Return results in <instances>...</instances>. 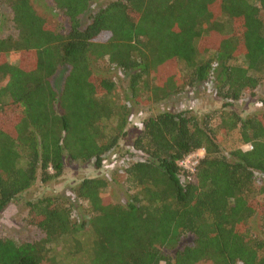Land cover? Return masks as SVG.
Wrapping results in <instances>:
<instances>
[{"label": "trees", "instance_id": "1", "mask_svg": "<svg viewBox=\"0 0 264 264\" xmlns=\"http://www.w3.org/2000/svg\"><path fill=\"white\" fill-rule=\"evenodd\" d=\"M93 1L51 0L66 20L56 25L32 0H0L16 31L0 37V212L66 163L93 159L99 168L127 135L132 104L214 76L221 106L156 107L131 143L139 157L123 169L127 198L109 199L106 177L83 178L73 188L88 203L81 222L59 195L27 200V219L43 236H0V264H43L51 243L86 228L89 264H264V224L262 237L250 224L257 214L264 222V111L242 116L232 104L264 73V0H110L89 13ZM102 60L127 76L124 97L96 70ZM233 132L240 146L224 148ZM198 148L205 155L196 171L183 172L178 161Z\"/></svg>", "mask_w": 264, "mask_h": 264}, {"label": "rangeland", "instance_id": "2", "mask_svg": "<svg viewBox=\"0 0 264 264\" xmlns=\"http://www.w3.org/2000/svg\"><path fill=\"white\" fill-rule=\"evenodd\" d=\"M110 0H94L90 6L89 13L104 6ZM36 11L42 15L49 23L62 24L66 23L62 13L56 9L51 0H32ZM0 37L9 34L15 35L16 31L11 23L8 9L2 8L0 12ZM264 17V10L261 11ZM87 15L82 16L83 25L88 21ZM7 59L11 63H16L18 54L14 51L7 53ZM182 72L183 65L181 64ZM96 70L103 75H111L118 85L117 95L119 98L129 93L127 89V76L117 68H108L105 60L96 64ZM212 79L198 89L187 88L179 94L171 95L164 100L155 104L131 105L129 122L126 130L127 135L120 139L119 146L112 149L103 156L102 165L99 168L94 166V160L86 162L76 161L66 163L63 173L47 182L37 179L35 183L27 190L23 191L8 206L0 212V236L11 238L15 241H32L43 236L42 232L28 221L26 201L43 195H59L67 202L71 203L73 208V217L76 221L81 222L88 220V203L75 197L73 188L86 177H106L110 183L106 188L109 199L120 201L127 198L125 191L124 168L125 166L139 157L131 146L132 140L141 128L142 119L156 109V107L168 109L173 112L189 108L199 113H203L213 108L221 106V101L213 92ZM55 85L62 82V72H58L52 79ZM130 104V102H128ZM233 107L242 116L264 111V73L260 83L253 90L252 94L245 93L241 99L234 101ZM10 115V114H8ZM11 119L13 118L10 117ZM5 116H0L4 120ZM110 127L113 121L109 122ZM240 146L237 139V132H233L229 137L223 139V147L231 148ZM259 177V176H258ZM261 183V180L257 181ZM252 230L255 235L261 236L263 220L259 214L255 215L250 221ZM93 234L89 228L80 230L75 234L66 235L49 245L48 260L43 264H89L90 245ZM197 264H211L209 261H202Z\"/></svg>", "mask_w": 264, "mask_h": 264}, {"label": "built area", "instance_id": "3", "mask_svg": "<svg viewBox=\"0 0 264 264\" xmlns=\"http://www.w3.org/2000/svg\"><path fill=\"white\" fill-rule=\"evenodd\" d=\"M245 150H249L252 148L251 144H245L243 146ZM205 155V149L204 148H198L195 149L194 151L186 154L184 157H182L178 161V166L179 168L185 172V173H194L196 171V168L200 162V160L204 157Z\"/></svg>", "mask_w": 264, "mask_h": 264}]
</instances>
